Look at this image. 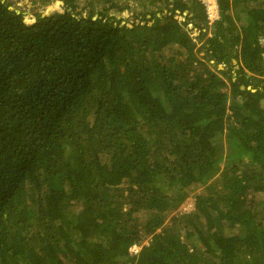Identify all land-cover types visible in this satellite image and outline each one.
<instances>
[{
    "label": "trees",
    "instance_id": "obj_1",
    "mask_svg": "<svg viewBox=\"0 0 264 264\" xmlns=\"http://www.w3.org/2000/svg\"><path fill=\"white\" fill-rule=\"evenodd\" d=\"M32 1L64 9L0 0V264H264V0Z\"/></svg>",
    "mask_w": 264,
    "mask_h": 264
},
{
    "label": "rangeland",
    "instance_id": "obj_2",
    "mask_svg": "<svg viewBox=\"0 0 264 264\" xmlns=\"http://www.w3.org/2000/svg\"><path fill=\"white\" fill-rule=\"evenodd\" d=\"M12 1L14 4L12 5V8H15L18 12V14L24 18V20H26L29 23H32L36 20L37 18V14L40 15H48V14H52L55 11H60L63 12L64 6L62 5V1H57L55 3H35L32 0H10ZM94 1V7L96 8L97 12L103 11V9L105 10L106 8H110L111 7V2H109L108 0H92ZM132 4L136 7L137 3L136 1L132 0L131 1ZM126 3V0H123L120 5H122ZM124 6H121L118 11H116V9H111L110 13H114L115 17L117 18H122L125 22H130L132 23V21H136L137 20V15H138V11H139V7L137 8V11L135 13H132L126 9H124L123 11L121 9H123ZM188 13L186 12V15ZM185 16V15H184ZM178 18L180 19H184V17L182 16H178ZM191 27L194 28L193 25H191ZM195 31V30H194ZM196 35H198L197 31H195ZM234 65H237L236 61H233ZM221 66V68H220ZM219 69H225L224 65H219ZM195 200L194 198L191 196L189 198H187L184 203L181 205V207L179 208L178 212L184 214V213H190L194 210L195 208ZM154 239H148L147 241L144 242V244L146 246H149L150 244H152V241Z\"/></svg>",
    "mask_w": 264,
    "mask_h": 264
},
{
    "label": "built area",
    "instance_id": "obj_3",
    "mask_svg": "<svg viewBox=\"0 0 264 264\" xmlns=\"http://www.w3.org/2000/svg\"><path fill=\"white\" fill-rule=\"evenodd\" d=\"M199 2L205 6L206 16L209 20V25L219 20L220 11L218 0H199Z\"/></svg>",
    "mask_w": 264,
    "mask_h": 264
},
{
    "label": "water",
    "instance_id": "obj_4",
    "mask_svg": "<svg viewBox=\"0 0 264 264\" xmlns=\"http://www.w3.org/2000/svg\"><path fill=\"white\" fill-rule=\"evenodd\" d=\"M54 13V12H53ZM49 15V14H48ZM220 68H221V66H220ZM242 87V89H245V87L244 86H241ZM262 105H263V107H264V99L262 100Z\"/></svg>",
    "mask_w": 264,
    "mask_h": 264
},
{
    "label": "bare ground",
    "instance_id": "obj_5",
    "mask_svg": "<svg viewBox=\"0 0 264 264\" xmlns=\"http://www.w3.org/2000/svg\"><path fill=\"white\" fill-rule=\"evenodd\" d=\"M262 102V101H261Z\"/></svg>",
    "mask_w": 264,
    "mask_h": 264
}]
</instances>
